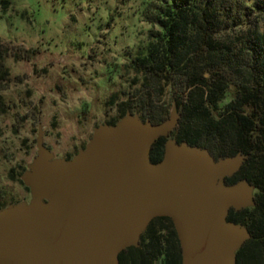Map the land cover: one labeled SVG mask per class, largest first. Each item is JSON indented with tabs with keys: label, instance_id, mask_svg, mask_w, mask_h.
I'll list each match as a JSON object with an SVG mask.
<instances>
[{
	"label": "water",
	"instance_id": "water-1",
	"mask_svg": "<svg viewBox=\"0 0 264 264\" xmlns=\"http://www.w3.org/2000/svg\"><path fill=\"white\" fill-rule=\"evenodd\" d=\"M174 109L160 123L127 113L100 126L84 151L50 161L41 136L38 155L22 177L33 199L0 209V264H119L157 217L174 226L181 264H235L250 239L227 221L230 210L251 206V185H228L243 158L214 159L185 142L169 140L154 164V142L176 127Z\"/></svg>",
	"mask_w": 264,
	"mask_h": 264
},
{
	"label": "trees",
	"instance_id": "trees-1",
	"mask_svg": "<svg viewBox=\"0 0 264 264\" xmlns=\"http://www.w3.org/2000/svg\"><path fill=\"white\" fill-rule=\"evenodd\" d=\"M158 1L145 52L128 66L141 79L138 95L121 104L120 113L156 124L176 109L172 140L205 149L214 159L242 156L239 170L225 178L254 190L251 206L227 216L250 234L236 250L235 264H264V0ZM6 75L0 62L1 82ZM166 142H154L151 163L162 160ZM118 261L181 264L171 219L154 218Z\"/></svg>",
	"mask_w": 264,
	"mask_h": 264
},
{
	"label": "rangeland",
	"instance_id": "rangeland-1",
	"mask_svg": "<svg viewBox=\"0 0 264 264\" xmlns=\"http://www.w3.org/2000/svg\"><path fill=\"white\" fill-rule=\"evenodd\" d=\"M158 6V0H0V62L7 71L0 81V201L6 207L33 199L22 177L38 155L40 136L50 161H68L98 127L130 113L121 115L120 105L138 95L141 79L128 66L145 52Z\"/></svg>",
	"mask_w": 264,
	"mask_h": 264
}]
</instances>
